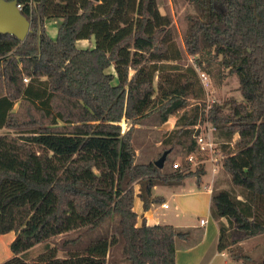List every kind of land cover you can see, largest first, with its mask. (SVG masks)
Listing matches in <instances>:
<instances>
[{"label":"trees","instance_id":"obj_1","mask_svg":"<svg viewBox=\"0 0 264 264\" xmlns=\"http://www.w3.org/2000/svg\"><path fill=\"white\" fill-rule=\"evenodd\" d=\"M104 1L17 0L30 33L24 41L0 33V130L18 131L0 133V234L15 233L2 264H177L179 244L192 241L194 230L150 225L135 201L148 211L163 201L154 186L188 177L200 183L203 164L164 171L177 148L196 152L200 120L224 137L222 167L233 185L211 195L218 250L264 264L241 245L264 234L257 201L264 195V0H187L195 12L187 15L184 48L196 57L176 82L161 73L177 68L172 62L182 52L166 38L170 27L158 24L156 0H138L130 14L128 0ZM133 13V33L97 30L111 20L128 23ZM51 18H61L56 39L47 31ZM94 34V46H78ZM197 67L217 82L236 74L242 99L226 97L207 111L205 101L189 107L205 92ZM176 114L157 156L170 150L163 168L138 162L134 127L152 115L162 125ZM40 244L44 251L30 258Z\"/></svg>","mask_w":264,"mask_h":264},{"label":"rangeland","instance_id":"obj_2","mask_svg":"<svg viewBox=\"0 0 264 264\" xmlns=\"http://www.w3.org/2000/svg\"><path fill=\"white\" fill-rule=\"evenodd\" d=\"M76 1V0H73ZM104 0H98L95 1L97 5L99 3H104ZM129 3H127V6H129V14L131 11H135V6L138 3V0H128ZM159 14V18H157V22L159 25H165L170 27V34L167 36V40L169 42H173L175 47H177L179 50L182 52V58L178 62H172V65H177V68L170 69L168 68L167 71L161 73V75L166 76L167 78H173L175 79V82L179 80L185 73L187 72L185 69L188 65H194L195 63V57L185 51L184 48V41L183 37L185 34V31L187 29V15L190 13L195 12V8L192 5V3L188 2L187 0H156V10ZM264 15V14H263ZM130 16V15H129ZM136 13L132 14L129 17V22L128 23H123L121 21L117 20H111L110 23L106 25H98L97 30H99L100 35L102 33L106 32L108 29L112 31V35H120L121 31L124 32H131L133 33L135 30V24H136ZM55 19V18H51ZM59 22H53L52 20L47 23V31L49 35L56 39L57 33H58V27L59 23L61 21V18H56ZM160 19V20H159ZM86 38L80 39V40H85ZM91 41L89 43L90 47L94 46L96 43V36L95 34L91 36ZM79 42V41H78ZM77 42V44H78ZM88 45V46H89ZM79 46V45H78ZM80 48H84L79 46ZM131 54L135 52L134 48H130ZM167 61V60H166ZM165 61V62H166ZM171 63V62H167ZM198 74L200 77V80L203 84L204 90L203 91V100H201L198 96H192L189 100L190 106L195 105V104H200L203 103L204 101L206 104H208V107L206 108V111L210 107L211 104L214 102H221L226 97H235L237 100L242 99L241 92L239 90V78L236 74L229 75L226 79H224L222 82H217L213 77H211L209 74L206 72H203L197 67ZM227 72V70L225 71ZM121 72H119L120 74ZM134 73L133 70H129V76H131ZM207 75L208 78L205 79V76ZM184 77V76H183ZM203 78V79H202ZM205 80V84H204ZM25 82H28L29 79H25ZM208 83V84H207ZM196 91L198 93V85L195 84ZM181 114V113H180ZM180 114H176L175 117L174 115L170 116L168 121L169 124L167 129H173L175 125L170 127L172 124H176V119ZM202 125V133L203 134H212L213 139L215 142L218 143V148L219 152L218 154L224 153L223 148H222V143L225 141L222 137V134L218 129L216 130L213 127V124L209 122L208 120H200L199 122ZM123 131H126L128 129L129 124L126 121L121 122ZM162 125L159 124L158 117L155 115H152L148 118H145L141 124H138L134 127L132 130V142L134 145V148L136 149L137 153V160L138 162H148L151 160H156L158 159V153L162 150L163 146L161 144V140L163 138V133L164 130H167L166 128H162ZM5 132H12V133H17L18 131L16 130H6V129H1L0 133H5ZM186 151L183 148H177L171 155L167 163L165 164L164 171L166 172H171L173 171L174 163L175 162H180L182 165H186L185 163V155ZM213 164L212 162H206L204 167H208L209 173L210 171V164ZM196 167H194L192 170H195ZM208 173V171H206ZM217 172L216 174H218ZM214 175V174H213ZM210 174L206 176V178L209 180ZM195 177H189L193 181ZM196 179V178H195ZM219 180H222V185L224 184L227 186L228 189L232 187V183L230 181V178L228 177V173L223 169L222 164L220 166V177L218 178ZM217 179V180H218ZM136 190L139 191V185L136 186ZM257 201L259 204V212L261 210H264V195H257ZM173 202V201H172ZM135 208L137 210L141 209V200L139 197L136 198L135 201ZM182 208H184L186 211H195L198 208V204L189 198H184L182 199ZM159 212H163V210H159ZM206 215H201L203 217H206L208 212L205 213ZM212 217V216H211ZM213 221L215 219L212 217ZM109 227V234L114 235V229L112 224H108ZM65 235L58 236L56 237L53 241L50 242V245L54 247L55 245H58L62 241V238H64ZM7 243L0 241V263L3 262L6 258H9L12 253L10 250V246L8 245L7 249ZM241 245L243 246V249L245 252L249 253L252 258L254 259L255 263H258L264 256V234L254 237L249 240H245L241 242ZM45 246L40 244L37 245L33 248V250L30 251L29 257L33 258L36 257L39 253L44 251ZM228 253L229 257L230 254L228 251H225ZM61 254V253H60ZM8 256V257H7ZM120 253H117L116 257H119ZM231 258V257H230ZM107 259H111V253L108 254ZM222 257H219L217 260L216 264H222L223 263ZM231 261V264H246L243 261ZM222 261V262H221ZM259 264V263H258Z\"/></svg>","mask_w":264,"mask_h":264},{"label":"crops","instance_id":"obj_3","mask_svg":"<svg viewBox=\"0 0 264 264\" xmlns=\"http://www.w3.org/2000/svg\"><path fill=\"white\" fill-rule=\"evenodd\" d=\"M51 20L56 23L59 22L56 19H50L47 23ZM90 41L91 39L79 40L78 45L84 48L90 47ZM169 122L170 121H167L162 124L161 127L167 129L168 126L166 125L169 124ZM174 125L175 124H171L170 127L173 128ZM209 164L211 172L209 173L208 167L207 169L205 167L208 173L202 176L199 184L196 182L195 178L192 181L188 177L185 178L180 185H156L153 188V194L155 196L163 197V201L161 203L152 204L148 211L142 209V204L141 209L137 210L140 214V219L146 218L147 223L150 225L172 224L182 229L192 228L194 230L192 241L181 242L179 244L176 256L177 264H216L219 257L224 258L222 264H231V261L228 259H232L229 257L228 253L225 251L220 252L218 250V222L211 219L210 212L212 191L215 188H227L224 184L222 185V180L218 179L220 177V166L222 163L217 165ZM217 172L219 173L216 174ZM209 174L210 179L208 180L206 176ZM228 177L230 178L229 174ZM184 198H189L196 202L198 208L195 211H186L182 208V199ZM164 203H166V206H163ZM159 210H163V212H159ZM207 212L208 214L206 217L199 215H206L205 213ZM202 219H205L206 222L202 223ZM223 221L226 220L223 219ZM14 238V232L0 234V241L7 243V249L8 245H10ZM0 264H2V262Z\"/></svg>","mask_w":264,"mask_h":264},{"label":"water","instance_id":"obj_4","mask_svg":"<svg viewBox=\"0 0 264 264\" xmlns=\"http://www.w3.org/2000/svg\"><path fill=\"white\" fill-rule=\"evenodd\" d=\"M98 1V0H94ZM31 31V20L28 19L18 7L17 0H0V33L11 34L24 41ZM167 149L155 160V165L163 168L167 155Z\"/></svg>","mask_w":264,"mask_h":264},{"label":"built area","instance_id":"obj_5","mask_svg":"<svg viewBox=\"0 0 264 264\" xmlns=\"http://www.w3.org/2000/svg\"><path fill=\"white\" fill-rule=\"evenodd\" d=\"M18 7L21 9L22 6L18 4ZM206 78H208L207 75L205 76V79ZM196 129L199 130V132H196L194 135L197 142L196 152L185 156V162L190 166V169H193L194 167H197L200 164L204 165L206 162H212L216 165L222 163L224 159V153L218 154V143L215 142L212 134H203L202 125L200 123L197 124ZM182 166L183 165L180 162L174 163L175 168H180ZM163 206H166V203H164ZM201 222L205 223L206 220L202 219Z\"/></svg>","mask_w":264,"mask_h":264}]
</instances>
